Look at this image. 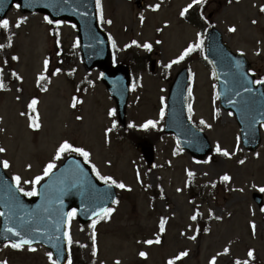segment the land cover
I'll use <instances>...</instances> for the list:
<instances>
[{
	"label": "rangeland",
	"instance_id": "rangeland-1",
	"mask_svg": "<svg viewBox=\"0 0 264 264\" xmlns=\"http://www.w3.org/2000/svg\"><path fill=\"white\" fill-rule=\"evenodd\" d=\"M144 2L141 9L134 0H100L101 8L97 7L100 22L112 37L116 62L130 64L137 75L142 64L135 57L147 56L151 63L155 61V71L143 69L137 85L134 79L138 76H133L126 127L118 121L116 103L102 81L101 71L87 72L79 60L78 69H73L70 62L63 64L49 89L41 95V130L34 133L28 125V105L36 93V82L45 71L44 61L50 53L54 57L57 51L77 46V31L69 22L59 24L62 46L58 48L49 36V23L44 15L22 14L18 8L10 12L8 32L14 43L11 49L0 48V71L10 78L9 66H14L17 78L11 79L9 91H0V148L6 149L1 152L2 162L7 160V172L12 177L19 175L20 187L31 191L38 184L24 181L42 175L49 162L59 166L70 152L56 159V151L60 143L68 140L74 147H83L90 153L87 159L100 175L112 176L127 186H116L118 203L111 207L114 211L100 220L95 219L99 245L96 258L91 253L89 235L93 221L82 224L75 216L71 218L67 233L73 241L72 264H77L76 245L84 246V258L95 264H117V261L119 264H168L185 251L188 254L174 264H210L213 256L216 264H235L237 259L264 264V126L260 147L256 151L245 149L238 122L231 113L221 110L214 71L192 59L165 67L189 44L199 43L206 33L201 30L212 22L224 33L234 51L247 55L255 74L264 78V15L260 13L264 0H200L197 17L193 11L188 16L197 19L201 28L187 23L180 15L192 0ZM157 4L159 8L155 7ZM18 21L20 27H16ZM232 27L236 29L234 32L229 31ZM133 40L137 43L132 44ZM4 42L0 35V44ZM144 43H150L151 50L144 48ZM12 54L19 57L15 63L10 59ZM184 66L191 74L189 116L208 134L213 145V152L204 159H194L184 152L173 135L166 134L162 139L155 136L158 130L164 129L165 114L161 119L160 109L166 110L170 83ZM163 73L170 76L169 80ZM81 80L88 82L87 88L73 107L75 86ZM113 109L114 114L109 115ZM201 119L204 124L200 123ZM148 120L157 123L142 127ZM208 124L212 126L209 128ZM129 129L154 144L156 159L152 166L146 163L136 142L128 137ZM217 143L231 155L216 152ZM189 171L195 174L192 189L188 186ZM224 174L231 179L222 180ZM160 185L164 196L154 198L151 191ZM255 193L263 197L261 206L254 199ZM196 213L213 219L202 233L191 219ZM162 218L165 220L163 232L160 231ZM157 236L159 243L155 242ZM147 240L154 242L148 244ZM32 248L36 251H31ZM225 248L230 251L225 253ZM249 249L254 250L251 258L247 256ZM141 251L147 256L141 257ZM48 252L42 245L17 249L5 244L0 250V261L51 264Z\"/></svg>",
	"mask_w": 264,
	"mask_h": 264
},
{
	"label": "water",
	"instance_id": "water-1",
	"mask_svg": "<svg viewBox=\"0 0 264 264\" xmlns=\"http://www.w3.org/2000/svg\"><path fill=\"white\" fill-rule=\"evenodd\" d=\"M13 1L19 2L23 11L39 10L52 20L67 19L76 23L85 67L88 71L95 67L103 71V81L116 99L121 123L125 125L130 71L126 66L112 64L109 37L99 26L95 1L8 0L7 5ZM5 2L0 0V10ZM137 4L140 8L142 0H137ZM206 50L216 68L222 105L237 116L246 148L255 150L261 141L259 125L264 123V85L254 83L255 77L249 71L246 57L233 53L218 29L209 30ZM187 84L188 73L183 69L170 89L166 132L176 133L186 150L203 158L211 151V146L208 137L197 130L186 116ZM142 151L147 161L152 163L154 148L146 144ZM39 193L34 198H26L0 168V208L3 213L0 238L15 242L27 239L32 241L31 244L42 242L51 248L60 264H66L68 260L65 225L69 210L77 207L80 219L87 222L95 217L94 212L100 213L115 199L113 189L102 186L83 159L74 155L49 176ZM255 198L261 203L260 195L256 194ZM37 228L40 229L38 233L35 231ZM9 229H15L21 235L17 237Z\"/></svg>",
	"mask_w": 264,
	"mask_h": 264
},
{
	"label": "snow or ice",
	"instance_id": "snow-or-ice-1",
	"mask_svg": "<svg viewBox=\"0 0 264 264\" xmlns=\"http://www.w3.org/2000/svg\"><path fill=\"white\" fill-rule=\"evenodd\" d=\"M198 3H200V0H192V3L188 4L187 7L180 13V15L183 16L190 8H192L193 4H198ZM19 6L20 5H17V7H19ZM97 7L101 8L100 0H97ZM155 7L159 8L160 5L157 4ZM261 11H264V6H261ZM22 19H26V18H22ZM44 19L49 24L55 23L56 25H59V24L62 23V21H60V20L53 21L52 19H50L47 16H45ZM101 19H103L102 9H101ZM141 20H143V16H141ZM108 23H111V21L109 20ZM253 23H256V21H253ZM9 24H10V22L7 19L0 20V28L7 29V28H9ZM16 27H20V22L19 21L17 22ZM235 30H236L235 27H232V28L229 29V31H233V32ZM136 43H137V41H135V40L132 41V44H136ZM9 46H11V37H9ZM4 47H5L4 44H0V48H4ZM113 47H115V41L114 40H113ZM126 47H127V45H126ZM143 47L148 49V50H151L152 45L150 43H144ZM202 47H203V41L202 40L199 43L189 44L188 47H186L183 50V52L180 53L175 60H171L167 65H165V67L166 68H170L173 64L184 60L185 57L188 56L190 53H192V52H194L197 49L202 48ZM205 58H207V57H205ZM13 59H19V57H15L14 56ZM44 65H45V68H47L48 60L44 61ZM56 71L59 72L60 69H56ZM13 75H16V74L13 73ZM213 76H215V72H213ZM43 78H44L43 76L40 77V79H43ZM254 83H256V84H264V78L259 79V80H255ZM3 87H4L3 82H2V80H0V88H3ZM245 91H249V89H245ZM191 94H192V89L189 88V95L191 96ZM236 94L239 95V93H236ZM36 104H37V100L35 98L32 99V101L28 105L29 109H34ZM72 106L73 107L76 106L75 102L73 103ZM188 108H189V113H191L192 105H189ZM114 112H115L114 109L110 110L109 111V115H113ZM164 114H165V110H164V108H161L160 109V117H161V119H163ZM189 118H191V116ZM78 119H80V117H78ZM156 123H157V121H155V120H148L144 125H142V127L147 128L149 125L155 126ZM200 123L204 124L205 121L203 119H201ZM113 126H115V124H113ZM207 126L210 128L212 125L208 124ZM30 127L39 128L40 125L38 123H36L35 121H33L30 124ZM107 131L110 132L111 129H107ZM215 150L218 153H222L224 156H230L231 155V153H229L227 149H222L220 147L219 143H217ZM4 151H6V149L0 148V152H4ZM65 152L79 153L82 156H84L85 158H88L90 156V153L88 151H86L83 147H74L73 144L70 143L68 140H64L62 143H60V145H59V147H58V149L56 151V159H59L61 157V155L64 154ZM257 155H259V154H257ZM240 163L243 164L244 161L241 160ZM3 166L5 168L9 167V162L7 160L3 161ZM28 167L31 168V165H28ZM55 167H56V164L54 162L47 163V165L43 169L42 175H37V176H35L34 180H31V181L26 180V181H24V183L39 184L44 179V177L49 176V174L52 172V170ZM93 170L96 171V175L101 180H103L105 182H110L112 185H116L119 188L127 187L122 181L118 183V181L116 179H114L112 176H102V175H100V172L96 169L95 165H93ZM188 175H189V177H191L193 175V173L191 171H189ZM13 178H14V180L17 183V188L19 189V191L20 192H25V189L20 187L21 177L19 175H16ZM221 179L224 180V181H228V180L231 179V177L228 174H224L221 177ZM262 190H264V189H262ZM178 191H179V189H178ZM25 194L28 195V196H33V195L37 194V190H36L35 187H33L31 191H27V192H25ZM113 203H118V201H113ZM113 211H114V209H112V208H103V209L100 210V213H95L94 212L93 215L96 216V215H101L102 214L101 218H103V217L109 216ZM0 215H3V213H0ZM75 215H76V209H72V211L70 213H68L69 221ZM196 218H197L196 215H193L191 217L192 220H196ZM217 219H220V217H217ZM96 223H97V221L93 220V222H92L93 229H95ZM164 225H165V220L162 218L161 221H160V231L161 232H163L165 230ZM58 226L59 225L57 224V227ZM255 227H256L255 223L253 222V224H252L253 231H255ZM9 231L14 232L17 237H19L21 235L20 232L16 231L15 229H9ZM35 231L38 233V232H40V229L37 228V229H35ZM65 235L67 236L68 244L71 245L73 241H72V237H71L70 233L66 232ZM192 239H195V236H193ZM92 240H93V249H94V254H95V241H96V233H95V231H93V233H92ZM145 242L148 243V244H152L154 241L153 240H147ZM155 242L156 243L160 242L159 236H157ZM31 243H32L31 240L22 239V240H19L17 242H11V247L18 249V248H22L25 244H31ZM31 251H36V249L32 248ZM58 251H59V249H58ZM229 251L230 250L228 248L224 249L225 253H227ZM187 254L188 253L186 251L179 253L178 256L174 257L173 259H170L168 261V264H174L175 260H179L181 257L186 256ZM139 255L141 257H146L147 253L141 251L139 253ZM47 256H48L49 260L51 261V264H59L58 260L53 259V253L52 252H48ZM247 256L250 257V258L253 257L254 256V250L253 249H249L248 252H247ZM0 264H7V261H0ZM68 264H72V260H71L70 257L68 259ZM117 264H119V261H117ZM210 264H216V257L215 256L212 257V260L210 261ZM235 264H249V262L247 260L241 261V260L237 259L235 261Z\"/></svg>",
	"mask_w": 264,
	"mask_h": 264
},
{
	"label": "trees",
	"instance_id": "trees-1",
	"mask_svg": "<svg viewBox=\"0 0 264 264\" xmlns=\"http://www.w3.org/2000/svg\"><path fill=\"white\" fill-rule=\"evenodd\" d=\"M52 28H53L52 29V34L54 35V38L56 40V44L60 45L59 36L57 35L56 30L54 29V27H52ZM1 33L5 35V37L7 39V43H9V37L10 36L7 34V32L4 30V28L1 30ZM71 50H73V48ZM196 51H197V54H198V59L199 60H203L207 65H209L208 62L204 59L203 48H199ZM73 55L76 56L75 53H73ZM73 55L71 54L69 56L68 53H63L62 55H59V60L58 61H62L63 59H65V57H68L69 62L75 64V62L73 60V58H74ZM137 59L140 60V62L142 63V66H145L147 61H148L147 58H145V57H139V58L137 57ZM54 73H55V70L54 71L53 70L50 71V74H54ZM48 81H49V78L47 76H44V78L41 79V81L39 82L38 87L40 89H45ZM79 88H81V85L79 86ZM131 137L133 138V140H136V136L135 135L131 134ZM198 221H199V217H198ZM95 246H96V243H95ZM83 252H84V249H83L82 246H77L76 247V258H77L78 264H95L94 262H88L84 258Z\"/></svg>",
	"mask_w": 264,
	"mask_h": 264
},
{
	"label": "bare ground",
	"instance_id": "bare-ground-1",
	"mask_svg": "<svg viewBox=\"0 0 264 264\" xmlns=\"http://www.w3.org/2000/svg\"><path fill=\"white\" fill-rule=\"evenodd\" d=\"M225 114H228L227 112H224Z\"/></svg>",
	"mask_w": 264,
	"mask_h": 264
}]
</instances>
